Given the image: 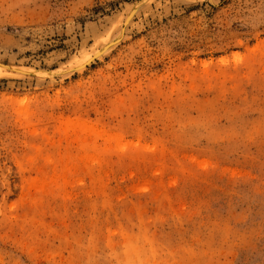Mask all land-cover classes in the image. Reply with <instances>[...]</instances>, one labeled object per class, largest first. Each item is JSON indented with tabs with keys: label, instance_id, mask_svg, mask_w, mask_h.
Segmentation results:
<instances>
[{
	"label": "rangeland",
	"instance_id": "rangeland-1",
	"mask_svg": "<svg viewBox=\"0 0 264 264\" xmlns=\"http://www.w3.org/2000/svg\"><path fill=\"white\" fill-rule=\"evenodd\" d=\"M0 64V264H264V0H0Z\"/></svg>",
	"mask_w": 264,
	"mask_h": 264
},
{
	"label": "bare ground",
	"instance_id": "bare-ground-1",
	"mask_svg": "<svg viewBox=\"0 0 264 264\" xmlns=\"http://www.w3.org/2000/svg\"><path fill=\"white\" fill-rule=\"evenodd\" d=\"M134 10H135V12H136V8H133L132 7V9L130 10V12H129V15L128 16H130L133 12H134ZM134 15V14H133ZM133 17V16H132ZM124 27H125V25L124 26H122V31H123V29H124ZM120 39H121V35H119L118 37H116L115 39H113V40H111L109 43H107V44H105L102 48H100L99 50H98V52L96 53V54H91L90 56H88L87 58H86V60L87 59H89L88 61H86V62H84V63H82L80 66H78V64L80 63V62H78L77 64H75V65H71L70 67H69V69H71V70H73V69H75L76 67H78V69H83V68H85V67H87L95 58L97 59V58H99L100 56H102L108 49H110L112 46H114L115 44H117L119 41H120ZM93 55V56H92ZM92 57V58H91ZM91 58V59H90ZM84 61V60H83ZM82 62V61H81ZM10 65V64H9ZM15 65V64H14ZM2 68L3 69H9V70H11L12 69V67H10V66H8V65H1L0 64V72L2 71ZM76 70V69H75ZM27 75H32V73H26Z\"/></svg>",
	"mask_w": 264,
	"mask_h": 264
},
{
	"label": "water",
	"instance_id": "water-1",
	"mask_svg": "<svg viewBox=\"0 0 264 264\" xmlns=\"http://www.w3.org/2000/svg\"><path fill=\"white\" fill-rule=\"evenodd\" d=\"M95 60H96V58H95L90 64H92ZM90 64H89V65H90ZM62 71H63V69L60 70L59 72L62 73V74H64ZM43 73H45V74H51L52 71H45V72H43Z\"/></svg>",
	"mask_w": 264,
	"mask_h": 264
}]
</instances>
